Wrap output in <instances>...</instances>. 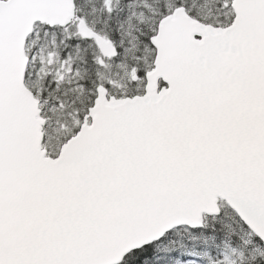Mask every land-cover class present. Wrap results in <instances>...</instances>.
<instances>
[{"label":"water","instance_id":"1","mask_svg":"<svg viewBox=\"0 0 264 264\" xmlns=\"http://www.w3.org/2000/svg\"><path fill=\"white\" fill-rule=\"evenodd\" d=\"M230 8L222 30L183 8L163 19L144 94L107 101L99 89L91 125L50 159L24 45L36 22L65 26L73 1H0V264H118L200 227L218 199L264 243V0Z\"/></svg>","mask_w":264,"mask_h":264},{"label":"rangeland","instance_id":"2","mask_svg":"<svg viewBox=\"0 0 264 264\" xmlns=\"http://www.w3.org/2000/svg\"><path fill=\"white\" fill-rule=\"evenodd\" d=\"M112 1L114 2V6L112 9V13L109 16L105 15L102 12V10H100V4L107 3V0H92L91 1L92 6L90 7L91 9L89 10L84 8L85 7L84 3H81L80 10L87 17H90L88 20L96 29H99L102 33L106 34L111 39L120 43L122 49L124 47V49L122 50L123 51L122 58L124 60L127 58H131L135 51H144V52L150 51L149 49H145L144 47H143L144 49L143 48L140 49V42L138 38H142L145 34V31L147 30H150L151 32H155L156 28L153 26V23L159 21L157 20V16L159 15V13L156 10L157 9L156 7L158 6L159 3L167 1L164 2L162 6L163 9L166 10V12H170L172 11V7L169 8L170 5H172L170 1L173 0H153V2H150V0H112ZM112 1L109 0L108 3L110 4ZM85 2H87V0H85ZM228 2L229 0H204L202 1V6L194 8V10L198 12L200 15L202 14L211 15L214 11L217 10L215 6L218 3L220 4L222 3L226 8ZM148 5L152 6V8L149 7ZM138 7H140V9L141 7H144L142 9H145L146 13L144 11L139 10ZM225 8L221 7L223 11L225 10ZM108 12H110V8H108ZM222 14L224 15V13ZM225 15H227V13H225ZM37 28L39 29L40 27ZM37 30L35 32L36 37L34 36V38L32 37L29 40V42L27 41V47H26V54L30 59L28 71H29V76H31V81H30L31 87L32 90L40 94L45 93L48 96H52L48 98V101H45V104H43V106L42 105L41 106L47 115L49 114L51 115L49 117L50 121L54 120V122H58L61 119V117L63 118V116L69 117V115L67 114L71 113L69 109L70 101H74L73 105L75 107H82L84 105L87 95L89 94L87 93L88 92L87 87L85 86L84 89L86 91L83 90V92H85L86 96L76 97V95L72 93L75 90V88L69 86L71 83L72 72L70 71V68L68 66L65 67L58 66L54 79L59 82V85H67V87H70L71 91L70 90L61 91L56 89L53 92L49 93L48 91L50 89H54L51 88V83L49 81L45 82L44 84L45 89L41 87L40 82L44 77L47 76L45 70L48 67V64L49 65L53 64L55 60L52 58V56H49L47 53H44L43 51H40L38 53L39 51L38 46L41 49V45L38 44L41 39L40 37L41 30L40 29L38 31ZM67 47H69V45L63 46V48L65 49H67ZM85 47L88 48V45H85ZM34 49L36 50L34 51ZM66 52L69 53V51ZM73 52L75 53V51ZM109 67L115 69L118 77L120 76L122 78L125 77L124 80H120L123 86L122 94L125 95L126 90L130 87L131 84L130 78L132 77V75L133 76L135 75L134 74L135 71L132 70L131 73L127 70L128 65H123V64L121 65V64H117L116 62L111 64ZM99 79L101 80L100 76ZM115 86H119L118 82ZM55 96H57L58 98H54ZM51 103L53 105L58 104L60 109L55 108L53 110L52 108L51 110H49L48 104L50 105ZM54 112L57 113L55 116H54ZM62 133H63L62 131H59V129L54 127L53 122H50L48 125L45 126L46 143L48 144V146H50V148L47 150L49 151V154H53L54 156H57L62 144L60 143V141H57L58 144H54V141H56L55 138L61 135ZM43 147L45 149V144H43ZM185 247L186 246L180 247V249L185 250L184 249ZM159 249L165 264H201L198 261H194L191 263H189L188 261H181V260L176 261L175 259L172 258L171 256L172 252L169 248L161 246L159 247ZM219 254L216 253L214 256H210L208 260L209 264H235V262L239 258H241L240 253L233 252L225 247L220 248ZM166 255H169V258Z\"/></svg>","mask_w":264,"mask_h":264},{"label":"trees","instance_id":"3","mask_svg":"<svg viewBox=\"0 0 264 264\" xmlns=\"http://www.w3.org/2000/svg\"><path fill=\"white\" fill-rule=\"evenodd\" d=\"M76 1L78 2L80 8L81 3H84L85 9L89 10L91 7L90 1L92 0H87V2H85V0ZM202 1L204 0H173L170 2L173 7L183 5L189 10V15L192 18L203 24L216 28H224L230 25L232 15L229 11V4H227L225 8L222 3H218L215 6L217 10L211 15H200L194 10V8L201 7ZM150 2H153V0H150ZM164 2L159 3L158 6L155 5L157 6L156 8L158 12L160 11L162 14L164 12L162 6ZM221 7L225 8V10L223 11ZM222 13H224V15ZM225 13H227V15H225ZM87 18L89 19L90 17ZM147 35L142 38V42H140V49L143 47L149 48ZM86 53L88 54L89 51H86ZM138 54L140 55L139 74L142 78L145 72L149 69L148 65L152 61L153 55L144 51H140ZM71 55L74 56L73 51ZM76 63L79 70L81 71V69H84L88 75L90 70L92 71V75L96 72L84 52H81L78 56ZM89 64H91L92 68H90ZM93 80L95 81L94 77ZM161 86L162 85H160V87ZM142 93L143 85H141L137 91L131 88L128 92V97L140 95ZM49 155L51 157L54 156L53 154ZM221 206L222 208L218 217L205 218L201 229L188 230L179 228L173 230L172 232L166 234L159 241V244H151L139 250L132 251L127 254L119 264H163L162 255L159 252L160 245H164L171 249L172 256L176 259L199 261L202 264H208L205 262V259L210 255H215V248H218L221 245H226L233 250H240L243 253V258L236 261L235 264H264V246L239 222L237 217L227 207H225V205L221 203ZM184 246H186L184 248L185 250H181L180 247ZM256 250H259V253H256ZM167 256L169 257V255Z\"/></svg>","mask_w":264,"mask_h":264},{"label":"flooded vegetation","instance_id":"4","mask_svg":"<svg viewBox=\"0 0 264 264\" xmlns=\"http://www.w3.org/2000/svg\"><path fill=\"white\" fill-rule=\"evenodd\" d=\"M49 30H50V32L55 33V41H54V43L49 44V45L51 46L52 50H53L54 46L56 47V49L54 51L58 52L59 58L61 59V63L64 64L65 62H69V65L73 66L72 61H75V64H77L75 58L73 56L71 57L72 49H69V48L65 49L62 46V43L64 41L73 40V39L80 41L82 43L81 45H83V44L88 45L87 43H84L80 38L76 39L77 35L73 32V30H75V26L72 24L68 28H65L61 33H59L58 30H56V28H51ZM49 50H51V49H49ZM66 51H69V53ZM73 51H76L77 57H78L77 51H90L88 54L85 52V55L89 59L90 63H92V58H93L92 51H96V50L93 48H90V47L89 48L80 47L77 50H73ZM89 66H90V68H92L91 64H89ZM81 71L83 72V75L80 78V83L77 84L79 86V90L77 91V93H74V94L76 95V97L86 96L85 92H83V90H85L84 89V86H85V87H87V91H88L87 93L89 95H87L86 100L84 102V105L82 107H75L73 105L74 101H70L69 102V104H70L69 109H70L71 113L67 114L74 121H79V124L84 120L85 116L88 114L89 109L93 106L94 100L96 98V93L94 92L95 85H96V83L99 84V82H100V79H99L97 72L93 73L94 78H95V81H94L93 77H92V71L91 70L89 71V75L86 73V71L84 69H81ZM82 92H83V95H82ZM110 97L111 96L109 95V89H108L107 90V98H110ZM69 117H67V118H69ZM79 117H81V119ZM79 124L73 123L72 126L74 128H72V132H74L75 129L77 131Z\"/></svg>","mask_w":264,"mask_h":264},{"label":"bare ground","instance_id":"5","mask_svg":"<svg viewBox=\"0 0 264 264\" xmlns=\"http://www.w3.org/2000/svg\"><path fill=\"white\" fill-rule=\"evenodd\" d=\"M90 5L92 6V3H91V1H90ZM85 6V5H84ZM91 9V8H90ZM82 43L80 42V41H78V40H75V39H73V40H67V41H64L63 43H62V46H65V45H69V47H67V48H69V49H72V51L73 50H77L78 48H80V47H85V45L83 44V45H81ZM90 46H88V48H89ZM78 52V56L81 54V52H86V51H77ZM90 52V51H89ZM72 53V52H71ZM74 53V52H73ZM76 51H75V53H74V58L76 57ZM71 57H72V55H71ZM78 58V57H77ZM77 58H75V60H77ZM98 85V83H96V85H95V88H96V86Z\"/></svg>","mask_w":264,"mask_h":264}]
</instances>
